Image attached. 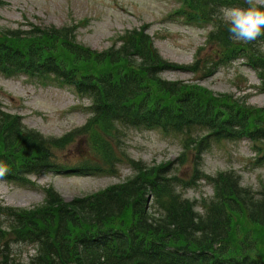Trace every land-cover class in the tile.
I'll list each match as a JSON object with an SVG mask.
<instances>
[{"label":"trees","instance_id":"obj_1","mask_svg":"<svg viewBox=\"0 0 264 264\" xmlns=\"http://www.w3.org/2000/svg\"><path fill=\"white\" fill-rule=\"evenodd\" d=\"M179 1L177 15L187 24L212 27L204 69L164 59L145 28L97 51L77 41V25L0 27V74L69 87L91 103L86 123L61 137L27 128L0 105V164L7 168L0 181L33 186L29 177L46 172L116 176L122 165L133 172L70 202L48 187L33 208L0 204V253L25 244L35 250L29 264H264V182L254 191L233 171L202 170L213 143L248 140L264 156V106L162 77L167 71L210 77L243 60L264 93V35L252 43L229 38L220 10L247 8L246 0ZM129 129L179 137L182 153L158 165L134 160L125 147ZM200 181L214 193L198 205L183 191ZM4 256L0 264H21Z\"/></svg>","mask_w":264,"mask_h":264},{"label":"rangeland","instance_id":"obj_2","mask_svg":"<svg viewBox=\"0 0 264 264\" xmlns=\"http://www.w3.org/2000/svg\"><path fill=\"white\" fill-rule=\"evenodd\" d=\"M3 1L4 5L0 7L2 29L29 30L31 24L41 27L77 25L80 44L104 51L127 30L145 28L157 51L167 61L179 65L199 62V69H204L206 60L212 55V49L206 44L212 27L187 24L177 15L181 7L179 0ZM256 5L264 7V3ZM262 49L264 51V45ZM162 77L171 82L198 83L215 93L233 94L237 98H246L251 105L264 106V93L258 89L260 80L243 60L219 66L210 77L189 71H167ZM90 104L88 99L80 98L69 87L43 85L24 76L9 78L0 74V105L3 110L20 116L27 128L45 137H61L83 126L89 118L87 108ZM125 147L132 159L148 165L176 161L183 150L179 137L144 129L127 130ZM202 170L208 175L233 171L240 176L242 186L259 191L260 182H264V156L247 140L213 143L203 155ZM131 176L132 170L122 165L116 176L84 177L46 172L29 177L33 186L0 181V204L33 208L43 203L44 189L48 187H53L70 202L125 182ZM183 192L185 198L196 201L198 205L214 193L212 186L205 181ZM197 211L202 212L201 209ZM4 254L16 262L29 264L35 250L29 245L12 244Z\"/></svg>","mask_w":264,"mask_h":264},{"label":"clouds","instance_id":"obj_3","mask_svg":"<svg viewBox=\"0 0 264 264\" xmlns=\"http://www.w3.org/2000/svg\"><path fill=\"white\" fill-rule=\"evenodd\" d=\"M247 8L225 7L220 10L221 20L228 26L229 38L237 42L252 43L264 35V10L256 7L264 0H246ZM7 168L0 164V177Z\"/></svg>","mask_w":264,"mask_h":264}]
</instances>
